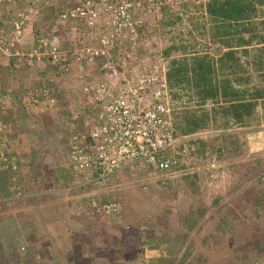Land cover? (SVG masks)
Segmentation results:
<instances>
[{"label": "rangeland", "instance_id": "374dc122", "mask_svg": "<svg viewBox=\"0 0 264 264\" xmlns=\"http://www.w3.org/2000/svg\"><path fill=\"white\" fill-rule=\"evenodd\" d=\"M63 1L69 5L77 0H20V5L40 4L44 19L38 27L44 29L52 24L53 8ZM205 1H142L141 8L135 10L143 24L141 41L134 48L120 51L119 56L126 57L128 64H141L140 59L159 61L168 70L170 60L184 51L219 53L221 44L210 39L211 22L202 7ZM7 3L12 7L9 14L18 10L12 0ZM171 45L177 48H172L164 58L162 51ZM138 48L142 49L141 53ZM18 64L0 65V80H3L0 105L8 113H5L7 130L11 125L14 131L13 134L9 130L8 139L12 142L9 154L19 162L12 183L21 185V198L11 200V205L24 209L17 210L20 223L36 227L29 238L45 259L57 264H264V181L249 176L251 167L259 169L260 161L264 162V109L257 106L255 117L243 125L231 124L226 129L209 125L208 129L191 134L189 139L204 140L206 159L191 158L188 153L199 146L195 141L183 140L182 148L178 149L182 155L177 157L178 166L166 175L159 173V177L167 178L164 186L154 184L143 189V184H152L155 170L128 167L99 186L92 182L79 187L74 178L64 174L69 147L62 129L70 120L66 110L83 107L80 80L94 81L96 77L88 78L75 69L71 74L55 75L50 67ZM247 69L251 75L249 85L259 84L260 76L253 65ZM89 72L94 73V69ZM38 86L49 88L54 95L57 90V100L48 104L49 100L43 99L30 108L31 119L23 115L22 119L18 118L22 109L14 98L21 91ZM74 88H80V97H75ZM173 90L180 93L177 88ZM169 101L174 110H181L178 116L181 122L184 108L199 107L194 98L188 100L185 94L180 98L172 96ZM39 108V116H35L33 111ZM1 116L4 121L2 113ZM220 134H232L236 141V148L220 153L221 157L217 152L211 153L212 145L220 142L217 140ZM225 142L228 148L231 144ZM194 174L198 177L194 178ZM9 181L10 178L8 185L0 184V194L7 196L6 200L12 192L11 186L15 187ZM36 192L39 196H31ZM89 198L101 204L116 200L120 211L94 210L85 203ZM6 200L0 198V214L11 206ZM198 211L203 214L198 215ZM192 217L195 223L190 225ZM4 223L5 229H11V224L16 226L11 220ZM5 229H1V237L11 235L14 242V235ZM175 237L178 243L170 251L167 247ZM56 246H61L59 253Z\"/></svg>", "mask_w": 264, "mask_h": 264}, {"label": "built area", "instance_id": "2783aa9c", "mask_svg": "<svg viewBox=\"0 0 264 264\" xmlns=\"http://www.w3.org/2000/svg\"><path fill=\"white\" fill-rule=\"evenodd\" d=\"M7 1L0 0V7ZM142 1L77 0L56 18L60 23L72 20L76 24L70 37L72 45L68 62L76 70L96 77L94 81H84L81 87L84 107L89 109V113L81 116L78 122L72 120L64 126L70 159L66 162V171L73 178H81L88 172L91 176L87 181L95 184L124 163L131 168L150 167L155 170L152 184L143 185V189H148L154 184L157 187L167 184V178L159 177V173L166 175L172 172L168 159L163 158V151L170 149L175 152L182 138L174 135L167 67L159 61L145 62L142 59L141 64H128L126 57L119 56L120 51L134 48L141 41L139 28L143 24L141 15L135 10ZM98 5H101V12ZM40 14L38 8L14 10L9 20L12 41L23 39L27 25ZM4 34L0 30V50L6 42ZM45 40H38L45 46L44 53L51 56L52 62H59L65 52L57 42ZM3 50L7 48L3 47ZM40 55L41 52L39 55L36 53L35 57ZM91 69H94L92 74L89 72ZM29 99L40 102L32 97L31 92L23 96L24 101ZM80 128H85V131L79 133ZM8 138L9 131L0 118V173L5 171L10 161L12 142ZM10 164L16 168L15 162ZM86 201L90 208L101 212L114 213L117 209L112 202L101 204L90 198Z\"/></svg>", "mask_w": 264, "mask_h": 264}, {"label": "trees", "instance_id": "16d2710c", "mask_svg": "<svg viewBox=\"0 0 264 264\" xmlns=\"http://www.w3.org/2000/svg\"><path fill=\"white\" fill-rule=\"evenodd\" d=\"M12 1L14 3L13 7H20V0ZM66 6V1L57 4L53 8L54 13L65 10ZM202 7L211 22L210 39L221 44L222 49L217 54H210L209 51H194L189 54L184 51L180 57L170 60L167 71L169 86L171 89L177 88L180 90V93L173 90V98H180L181 95L185 94L188 96V100L194 98L196 105L199 106L196 108H184L182 110V122L178 119L181 110L173 112L174 135L179 138L183 135L199 133L208 129L209 125H212L215 129H226L231 124L243 125L248 119L255 117L257 106L264 109V0H207L202 4ZM140 29L141 27L139 31H141ZM172 48L177 47L175 45L167 46L162 51L161 54L164 58L168 57ZM182 50H186V48L183 47ZM139 51H142V49L138 48ZM11 64L15 66V63ZM51 64H48V67L54 69L55 75H63ZM249 65H253V69L259 73V84L249 85L251 80V75L247 69ZM73 71L74 67L71 65L66 74H71ZM78 73L91 78V75L80 71ZM0 81L3 82V80ZM54 88L56 89V86ZM79 90L80 88L73 89L76 98L80 97ZM55 91V97H57V90ZM7 94L5 93L4 95ZM32 95L34 96L35 94ZM81 95H84L83 91H81ZM35 97L39 101L47 99L40 94H36ZM33 104L34 102H30L25 105L22 112L18 113V118L22 119L21 115H23V118L27 116V118L31 119L30 108ZM206 104H209V108H206ZM71 109L69 107L66 110L70 120L75 119L76 116H86L89 111L85 107H80L79 110L71 111ZM39 111L40 108L33 111L36 114L35 116H39L37 115ZM1 113L5 117L3 121L5 123V113L7 111L3 104L0 105V118H3ZM8 129L14 134L11 125L8 126ZM232 136V134H220L219 138H217L220 142L212 145L211 153L217 152L218 156L221 157L223 153H228L232 148H236V141L232 139ZM226 138L227 140H225ZM188 141H195L193 143H197L199 146L195 151L190 150L188 154L191 158H208L205 155L206 146L202 138H190ZM225 141H229L231 144L228 148H226ZM181 148L180 142L175 152ZM177 153L176 155L179 157ZM11 161L16 162V159L11 157ZM174 164H176V161ZM259 166V169L251 167L249 176L258 182H263L264 162L260 161ZM171 169H173L172 166ZM11 172V167L9 166L6 172L0 173L1 184L3 182L7 184L8 178L12 177L13 173ZM193 177L197 178L198 175L194 174ZM8 200L5 202H8ZM202 214L198 211V215ZM189 220L190 225L195 223L193 217L189 218ZM150 234L154 236L153 232ZM172 240L173 242L169 240L170 244L167 247L170 251L173 249L172 246L178 243L176 237L172 238ZM0 264H7L1 256V250Z\"/></svg>", "mask_w": 264, "mask_h": 264}, {"label": "clouds", "instance_id": "9594fccd", "mask_svg": "<svg viewBox=\"0 0 264 264\" xmlns=\"http://www.w3.org/2000/svg\"><path fill=\"white\" fill-rule=\"evenodd\" d=\"M69 5H67L66 7H68ZM0 8H1L0 9V15L1 14L4 15L0 19L5 21V22L0 21V30L4 31L6 33V34H4L6 42H5V45H3V47L7 48V50H3V47L1 48L2 51L1 50L0 51L2 52V54H0V62L8 60L10 63H15V65H19L18 62H21L22 63L21 65L28 66V67H31V68L32 67H43V66H45V69H48L49 68L48 64H50V63H48L45 60V58H49L50 60H52L51 56L46 54V53H44L45 46H44V44H42L41 42L38 41L40 38H46L45 41L57 42L59 44L60 49L65 52V55H62L61 58H60L61 63L59 61V62H54L55 64H51V65L56 67L57 64H71V63L68 62L67 57L69 56L70 46L72 45L71 41H70V37L72 36V32H73V30H74V28L76 26L75 22H73L72 20H67L64 23H55V20H56L58 14L60 13V12H56V13H54V17L52 18L53 19L52 20V24L50 26L46 25V28H44V29L43 28H39L38 25L42 24L43 19H44V17H43L44 16V12L42 10L43 7L40 4H37V6L35 8L39 9V11L41 13L40 17L36 18V19L34 18L27 25L26 31H25V35H24L23 39L12 41L13 33H12V27L10 25L9 20L11 19V17H12L11 15L14 13V11L12 13H10V14L8 13V11H10L12 9L10 3H3ZM25 8L27 9L29 7L26 6V5H20V7L18 9H25ZM139 8H141V6ZM39 52H41V55L39 56V58H36L35 57L36 53H37V55H39ZM137 60H139V59L137 58V59H134L133 61L136 62ZM0 65L1 66H5V67H9L12 64H0ZM56 70L58 72H60L62 70V67L59 68V69H56ZM80 81H81V84H80L79 87L81 88L83 83H84V80H80ZM167 82H168V76H167ZM168 86H169V82H168ZM169 88H170V86H169ZM28 90L29 89H27L25 91H21L20 95H18L19 97L16 96V98H14V101L18 99V101L20 102V107H21L22 110L24 109L25 105H28L30 102H33L32 99H29V100H26V101L23 100L24 94H26L28 92H31L32 94H35V95L36 94H40L42 96L44 95V97H46L49 100L48 104L50 103V99L51 98L53 100H55V99L57 100V98L55 97V95L52 92V90H50L47 87L38 86V87L32 88L31 91H28ZM171 90L172 89L170 88V100L172 99ZM41 91L43 92V94L40 93ZM49 93H50V95H49ZM35 95L34 96L32 95V97H35ZM11 96L14 97V93ZM81 96L83 98V103H84V96L83 95H81ZM38 103H40V102H37V103L34 102V104L31 107L39 105ZM169 103H170V101H169ZM84 106H85V104H83V107ZM46 107H44V108H46ZM170 107L172 109L171 110V116H172V124H173V112L175 110H174L173 104H171V103H170ZM80 117L81 116H76V118H78V121L80 120ZM69 121H72V120L66 121L65 124H67ZM73 122H76L75 119H73ZM5 124H7V122H5ZM65 124H63V128H64ZM173 127H174V125H173ZM62 131H64V129H62ZM188 137H190V135H183V136L180 137L182 139H180L179 137H177V138L180 139V142L182 143L183 140L189 139ZM180 142H178V144H180ZM176 149H177V146H176ZM177 152L179 153L178 150H177ZM11 157L12 156L10 155L9 165L5 169V171H3V172H6L7 169L9 168V166L11 167V164H10V162H12L11 161ZM15 164H16V168L15 169H13L11 167V171H14L13 173H17L18 170H19V168H18L19 164H17V162H15ZM64 164H65V173H64L65 177H66V174L69 177H72L71 174L66 171V163H64ZM131 169L133 170L134 168H131ZM140 169H142V168H140ZM171 171H173V169ZM155 175H156V173L153 175V177ZM12 179H14L13 176L10 178L9 183H12ZM74 179L77 182L79 187H84V185H86V184H91L90 182H88L86 179H83V178H78L77 180H76V178H74ZM145 184H147V183H145ZM12 185H14L15 187L14 188L12 187V192L8 195V198H7V200L9 199L8 202H11V200H12V202H15L17 199L21 198V195L19 193V189H17L18 186L15 183H12ZM147 185H149V184H147ZM5 197H7V196H4V195L0 196L1 199L6 200ZM41 255L44 257L43 254H41ZM34 256L36 258L32 261L31 264H35V263H37V264H44V263L49 264V262H50V264H53L52 261L48 262V261H46L45 258L41 257L40 255H36L34 253Z\"/></svg>", "mask_w": 264, "mask_h": 264}, {"label": "crops", "instance_id": "0c3cea01", "mask_svg": "<svg viewBox=\"0 0 264 264\" xmlns=\"http://www.w3.org/2000/svg\"><path fill=\"white\" fill-rule=\"evenodd\" d=\"M14 171H12L11 173H13ZM26 171H23V173ZM24 186V185H23ZM21 185L17 187V189H20ZM31 196H39L38 193H33ZM1 203V202H0ZM7 204H12L11 202H7ZM17 206H13L11 205L10 207H8L7 209H5V211L11 210L8 212V214L5 215V211L4 213L0 214V250H1V256L3 257V259L5 260V262L7 264H31L32 261L36 258L34 256V253L36 255H40L41 257H43L41 254L44 255L43 252L41 251H37L35 249V247H33L32 245H34L33 239L30 240L29 235L34 233V227H30L28 226L26 223H20L19 221V214H17ZM16 211V212H15ZM18 211H24V209L22 208V210H18ZM11 212V213H10ZM14 212V213H12ZM18 215L16 217H14L13 215ZM11 216V217H9ZM14 218V219H13ZM18 219V221H17ZM5 220H11L12 223H15L16 226L14 227L13 224L11 229H5L7 228V225L4 223ZM24 229H23V228ZM36 228V227H35ZM1 229H5L8 232H11L12 235H14V242L11 238V235L9 237H1ZM61 249V246H56V250L59 253V250ZM61 251V250H60ZM44 258V257H43ZM54 258V257H53ZM55 259V258H54ZM46 261H48L46 259ZM49 262V261H48ZM53 264H57L52 262ZM50 264V262H49ZM59 264V263H58Z\"/></svg>", "mask_w": 264, "mask_h": 264}, {"label": "bare ground", "instance_id": "6f19581e", "mask_svg": "<svg viewBox=\"0 0 264 264\" xmlns=\"http://www.w3.org/2000/svg\"><path fill=\"white\" fill-rule=\"evenodd\" d=\"M30 8H35L36 6H29ZM55 23H60L58 22L57 20H55ZM0 54H2V52L0 51ZM45 60L48 62V63H52V64H55L54 62H52V60H50L49 58H45ZM0 64H11L8 60H5V61H1ZM72 64H57V66L55 67L56 69H59L62 67V70L60 71V73L62 74H66V72H68V69L70 68ZM95 80V79H94ZM41 94H43V92L41 91L40 92ZM54 101V100H52ZM89 113V111H88ZM87 113V114H88ZM5 124V123H4ZM6 125V124H5ZM83 131H85V128H81L80 129V132L79 133H82ZM75 131H72V134H74ZM177 152H174V151H171L170 149H166L163 151V158H167L170 165L173 167V168H176L178 166V164H173L172 163V160H176L177 161V155H176ZM179 154V156L181 155L180 153H177ZM182 156V155H181ZM69 162H70V159H69ZM127 168V165L124 164V163H121L120 164V168L115 171V172H112V173H109L108 176L100 181H98L95 185L96 186H99L100 184H103L104 182H106V180H108L109 178H111L114 174H116L117 172L123 170V169H126ZM85 170V169H83ZM87 174L86 177H84L83 179H90V174L88 172L84 173L83 175ZM80 177V174L78 175ZM113 205H117V209L115 210V212H118L120 211V204L116 201H113L112 202V206Z\"/></svg>", "mask_w": 264, "mask_h": 264}, {"label": "water", "instance_id": "95a60500", "mask_svg": "<svg viewBox=\"0 0 264 264\" xmlns=\"http://www.w3.org/2000/svg\"><path fill=\"white\" fill-rule=\"evenodd\" d=\"M97 8H98V10H99V12L101 11V6L100 5H98L97 6Z\"/></svg>", "mask_w": 264, "mask_h": 264}]
</instances>
